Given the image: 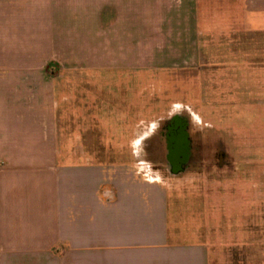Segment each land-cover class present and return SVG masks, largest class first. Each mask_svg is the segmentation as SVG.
<instances>
[{"label": "crops", "instance_id": "0c3cea01", "mask_svg": "<svg viewBox=\"0 0 264 264\" xmlns=\"http://www.w3.org/2000/svg\"><path fill=\"white\" fill-rule=\"evenodd\" d=\"M218 1L237 10L223 12L237 18L222 28L228 46H260L264 0ZM196 2L0 0V264H208L165 186L118 163L127 150L78 134L83 116L46 70L180 64L198 46Z\"/></svg>", "mask_w": 264, "mask_h": 264}, {"label": "rangeland", "instance_id": "374dc122", "mask_svg": "<svg viewBox=\"0 0 264 264\" xmlns=\"http://www.w3.org/2000/svg\"><path fill=\"white\" fill-rule=\"evenodd\" d=\"M196 6L198 46L182 47L180 64L46 70L57 86L67 84L66 107L83 116L78 134L93 132L101 149L127 150L118 163L165 186L172 218L206 246L208 264H264V38L260 46H228L222 28L236 14L224 15L233 11L218 0ZM76 132L67 128L70 137ZM175 133L182 171L174 175L166 155Z\"/></svg>", "mask_w": 264, "mask_h": 264}, {"label": "flooded vegetation", "instance_id": "af4514ba", "mask_svg": "<svg viewBox=\"0 0 264 264\" xmlns=\"http://www.w3.org/2000/svg\"><path fill=\"white\" fill-rule=\"evenodd\" d=\"M171 151L167 152L166 159L168 162L169 170L172 174H178L182 171L180 168V158L182 153V141L177 133L173 134L171 141Z\"/></svg>", "mask_w": 264, "mask_h": 264}]
</instances>
